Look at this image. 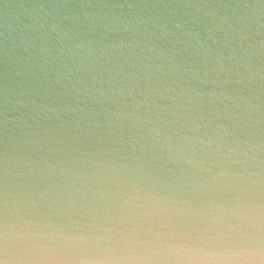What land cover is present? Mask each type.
<instances>
[{
	"label": "water",
	"instance_id": "water-1",
	"mask_svg": "<svg viewBox=\"0 0 264 264\" xmlns=\"http://www.w3.org/2000/svg\"><path fill=\"white\" fill-rule=\"evenodd\" d=\"M96 152L264 172V0H0V185Z\"/></svg>",
	"mask_w": 264,
	"mask_h": 264
},
{
	"label": "clouds",
	"instance_id": "clouds-1",
	"mask_svg": "<svg viewBox=\"0 0 264 264\" xmlns=\"http://www.w3.org/2000/svg\"><path fill=\"white\" fill-rule=\"evenodd\" d=\"M179 167L96 152L46 186L5 171L0 264H264V172L223 156Z\"/></svg>",
	"mask_w": 264,
	"mask_h": 264
}]
</instances>
